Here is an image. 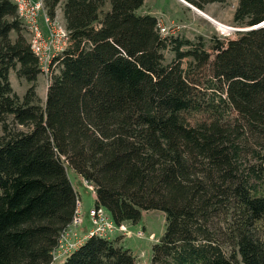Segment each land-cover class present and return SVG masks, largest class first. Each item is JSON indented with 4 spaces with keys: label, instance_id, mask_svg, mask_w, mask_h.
Wrapping results in <instances>:
<instances>
[{
    "label": "trees",
    "instance_id": "obj_1",
    "mask_svg": "<svg viewBox=\"0 0 264 264\" xmlns=\"http://www.w3.org/2000/svg\"><path fill=\"white\" fill-rule=\"evenodd\" d=\"M43 2L54 18L62 0ZM144 3L63 2L71 44L42 106L39 60L0 0V264H138L119 234L53 262L79 197L68 168L117 225L165 213L151 264H264V25L208 47L163 35ZM233 21L264 22V0H239ZM190 112L205 119L192 125Z\"/></svg>",
    "mask_w": 264,
    "mask_h": 264
},
{
    "label": "rangeland",
    "instance_id": "obj_2",
    "mask_svg": "<svg viewBox=\"0 0 264 264\" xmlns=\"http://www.w3.org/2000/svg\"><path fill=\"white\" fill-rule=\"evenodd\" d=\"M64 1L65 0H62V4ZM238 1L239 0H227L224 3H212L208 4L204 9H199L186 0H145L144 6H142L139 11L140 13H148L160 18L166 27L172 28L171 31L175 36H187L191 40L203 36L209 47L211 46L210 41L213 37L223 41L234 39L238 37V33L247 28L239 26L233 21ZM62 4L58 7L55 17L58 23L65 25L61 17H57V14H61ZM109 9L110 5L107 4L103 8V11L106 12ZM183 11L186 12L182 13ZM201 12L204 13L205 16L201 14ZM213 19L219 23L214 22ZM220 23L228 26V31H222L219 27ZM213 54L215 55V53ZM173 58L174 54L172 52H164V61L166 63L172 61ZM54 70L57 74L59 67L57 66ZM9 79L14 92L20 97H23L29 88L28 82L24 78H20L15 69L10 70ZM50 80V75L46 74H40L37 80V93L42 106H44L46 102ZM185 116L192 125L205 119L204 115L194 112L187 113ZM68 172L69 178L73 182L79 194V199L82 202L81 213L84 219L81 225H74L69 229L72 231L67 240L71 243L72 240L86 236L93 228V221L91 220L89 212L95 207L96 193L94 190L90 189L86 181L79 177L72 169L68 168ZM123 224L125 230H129V233L123 234L120 232L121 234H119L118 238H114V240H118L124 248L130 249L132 254L135 255L138 264H151L153 245L159 241L166 229L165 213L159 210L143 211L138 222H125ZM139 231L144 233L143 236H138ZM116 235L117 233L114 236ZM70 253H72V251L67 253L60 252L56 262L65 260Z\"/></svg>",
    "mask_w": 264,
    "mask_h": 264
},
{
    "label": "built area",
    "instance_id": "obj_3",
    "mask_svg": "<svg viewBox=\"0 0 264 264\" xmlns=\"http://www.w3.org/2000/svg\"><path fill=\"white\" fill-rule=\"evenodd\" d=\"M16 5L18 16L22 21L26 32L28 43L32 52L37 56L41 69V74L50 75V83L56 75L54 70L59 65V58L71 44L70 31L65 25L58 23L56 17H51L44 7L43 0H9ZM160 32L163 35H174L172 28L166 27L163 21H159ZM177 30V28H176ZM49 83V85H50ZM90 189L95 191V185L86 182ZM82 202L76 200V211L72 218L68 229L64 231L60 237L59 244L53 252V262L57 261L60 252L67 253L75 251L91 236H99L102 238H110L117 234H128L129 230H125L124 224L117 225L106 209L102 207H94L89 214L93 221V228L83 238L67 240L74 225L83 223ZM121 232V233H120ZM143 232L139 231L138 236H143Z\"/></svg>",
    "mask_w": 264,
    "mask_h": 264
},
{
    "label": "crops",
    "instance_id": "obj_4",
    "mask_svg": "<svg viewBox=\"0 0 264 264\" xmlns=\"http://www.w3.org/2000/svg\"><path fill=\"white\" fill-rule=\"evenodd\" d=\"M184 12H186V11H183L182 13H184ZM61 17V19H62V22L66 25V22H65V18H64V14H63V11H61V14L60 15H58L57 14V17L58 18H60ZM191 17V16H190ZM189 17V18H190ZM193 17V16H192ZM204 28V27H203ZM11 37H12V39H15L16 38V35L14 34V33H12V35H11ZM187 37V36H186ZM188 38V37H187ZM190 39V38H189ZM10 75V74H9ZM95 198H96V195H95Z\"/></svg>",
    "mask_w": 264,
    "mask_h": 264
},
{
    "label": "water",
    "instance_id": "obj_5",
    "mask_svg": "<svg viewBox=\"0 0 264 264\" xmlns=\"http://www.w3.org/2000/svg\"><path fill=\"white\" fill-rule=\"evenodd\" d=\"M188 5L191 6L190 4H188ZM263 25H264V22H262L261 24H258L256 26L247 27L246 29H243L242 31H247V30H251V29H254V28L262 27Z\"/></svg>",
    "mask_w": 264,
    "mask_h": 264
},
{
    "label": "bare ground",
    "instance_id": "obj_6",
    "mask_svg": "<svg viewBox=\"0 0 264 264\" xmlns=\"http://www.w3.org/2000/svg\"><path fill=\"white\" fill-rule=\"evenodd\" d=\"M201 14H203V15L205 16L204 13L201 12ZM213 21H214V19H213ZM214 22H217V21L215 20ZM217 23H219V22H217ZM219 27H220V29H221L222 31H228V26H225V25H223L222 23H220Z\"/></svg>",
    "mask_w": 264,
    "mask_h": 264
}]
</instances>
